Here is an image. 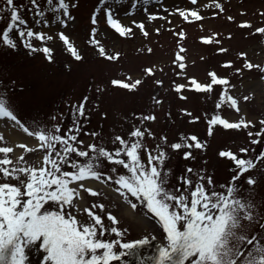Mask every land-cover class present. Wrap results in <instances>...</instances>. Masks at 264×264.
I'll list each match as a JSON object with an SVG mask.
<instances>
[{
    "label": "snow or ice",
    "instance_id": "snow-or-ice-1",
    "mask_svg": "<svg viewBox=\"0 0 264 264\" xmlns=\"http://www.w3.org/2000/svg\"><path fill=\"white\" fill-rule=\"evenodd\" d=\"M190 2L196 5L197 0ZM3 3L8 12L7 23L0 28V47L16 50L22 46L30 53H43L51 61L52 49L36 47L33 41L53 40L55 35L43 29L56 24V35L67 52L77 61L82 59L62 31L75 20L71 9L79 6L78 0H44V5L39 0H28L31 7L24 8L23 12L35 17L32 25L42 26L38 31L25 18L16 0H3ZM115 3L120 4L121 0H115ZM143 3L146 4L147 0ZM98 4L104 7H96L92 12L90 22L93 26L98 24V15L103 12L106 24L121 37L132 33L131 27L122 24L110 0H98ZM139 4L140 0H131L130 8L136 9ZM215 7L223 10L219 3ZM3 11L0 8V12ZM46 12L51 15L46 16ZM133 14L131 10L124 13L126 17ZM179 15L185 20L189 16L196 21L202 19L195 10H180ZM148 19L157 17L149 14ZM132 24L144 36L148 35L143 22L133 20ZM239 27L252 28V25L245 22ZM255 33L264 37V27L255 28ZM97 35V28L93 27L89 42L99 44ZM202 39L205 44L218 43L212 38ZM219 51L227 50L221 48ZM99 55L112 60L118 58L119 53L106 56L105 49L100 47ZM239 56L244 58V62L236 73L255 69L264 82V66L246 59L247 53H239ZM182 60L183 57L177 54L174 61L181 70L185 67ZM222 67L231 68L233 64L228 61ZM145 71L151 74V69ZM207 76L210 78L208 82L189 78L188 85L175 87L177 93L189 86L198 93H212L215 86H224L214 105L217 111L210 118L206 117L207 134L212 136L216 126L224 130H247L250 145L264 143V118L259 120V128L254 121L243 117L235 122L223 118L219 113L223 105L239 113L238 100L229 94L228 89L232 86L227 77H221L214 71H209ZM111 84L135 90L141 80L133 82L129 78V82H124L113 79ZM243 99L247 101L249 97ZM153 100L156 104L161 103L155 97ZM87 102L88 97L85 96L71 105L72 123L67 129H62L61 122L53 116L51 119L58 121L56 124L40 127L34 122L33 130H30L15 115L4 90H0V120L14 122L27 136L34 137L38 141L36 147L30 148L24 143L17 146L25 153L40 154L32 162L24 155L13 161L9 154L14 149L0 147V264H31L33 250L41 254L37 264H264V198L258 201L255 193L260 183L257 176L264 175V148L256 152L255 148L240 147L239 154L232 150L219 151V157L230 160L234 165L229 169L233 173L230 180L219 185L221 191H210L214 187L212 177L201 174L203 169L195 172L191 167L179 177L183 190L173 188L170 186L171 170L166 168L169 153L165 147L178 153L182 151L183 159L189 160L195 159L192 150L205 148V143L196 135H181L179 142L166 144L167 138L162 136V143L149 148L144 139L146 134L151 137L152 133L133 125L127 138L119 134L111 138L112 148L102 140L85 144L78 140V136L88 120ZM185 114L192 117L191 112ZM139 119L143 123L156 117L144 115ZM199 119L192 117L190 122ZM254 128L255 131L251 130ZM83 134L100 137L97 132ZM3 139L0 137V141ZM188 174L195 175L197 179L193 181ZM242 178L247 189L239 183ZM85 181L117 185L114 191L123 202L134 212L140 207L146 209L141 218L146 224L154 220L162 233L152 228L138 239L126 240L129 229L119 227L120 221L105 203L87 204L82 193L92 197H99L101 193L87 187ZM105 215L107 224L103 219Z\"/></svg>",
    "mask_w": 264,
    "mask_h": 264
},
{
    "label": "rangeland",
    "instance_id": "rangeland-1",
    "mask_svg": "<svg viewBox=\"0 0 264 264\" xmlns=\"http://www.w3.org/2000/svg\"><path fill=\"white\" fill-rule=\"evenodd\" d=\"M39 2L44 5V0ZM16 3L20 5L22 12L24 8L31 7L28 0H16ZM110 3L114 5L122 24L132 28V33L121 37L106 24L103 12L98 15V24L93 26L90 22L92 12L96 7L102 9L104 5H99L98 0H78L79 6L71 9L75 20L69 22L62 31L69 37L82 59L77 61L67 52L66 46L56 35L57 25L51 24L48 29L43 30L55 35L53 40L33 41L36 47L47 46L52 49L51 61L43 53H30L22 46L16 50L0 47V90H4L11 100L15 115L30 130H33L34 122L40 127H51L60 121L62 129L69 128L72 123L71 105L87 96L88 120L84 122L83 130L78 136V140H83L85 144L99 143L102 140L107 147L112 148L111 138L117 134L127 138L133 125L152 133L151 137L146 134L144 139L149 148L162 143V136L167 138L166 144H171L179 142L181 135H196L205 143V148L192 150L195 159L185 160L182 151L178 153L165 147L169 153L166 168L171 170L170 186L183 190L179 177L185 174L186 168L191 167L195 172L203 169L201 174L212 177L214 187L210 191H221L219 185L230 180L233 173L229 169L234 165L230 160L219 157L218 152L232 150L239 154V148L245 146L259 152L264 148V143L250 145L247 130H224L216 126L212 136L207 134L206 117L210 118L217 111L214 105L224 86H215L212 93H198L190 86L177 93L175 87L178 84L188 85L189 78L202 83L208 82L209 71L227 77L232 86L228 89L229 94L238 100L240 111L237 113L223 105L219 110L220 115L230 122L243 117L254 121L256 128H259V120L264 118V82L260 80L261 74L255 69H244L237 74L236 69H242L244 58L239 56L242 52L247 53L246 59L252 63L264 66V37L255 33V28L264 27V0H197L196 5L190 0H147L146 4L140 0L136 9L130 8L131 0H121L120 4L110 0ZM216 3L221 4L223 10L215 7ZM0 8L4 10L0 12V28H3L7 23L8 12L3 0H0ZM128 10L134 13L130 17L124 15ZM180 10H195L202 19L196 21L189 16L185 20L179 15ZM23 14L34 30H41L42 26L32 25L35 17L27 12ZM149 14L155 15L157 19L149 20ZM45 15L50 16L51 13L46 12ZM133 20L144 23L147 36L132 24ZM245 22L251 24L252 28L239 27ZM93 27L97 28L99 44L89 42ZM202 38H212L218 43L205 44ZM100 47L105 49L106 56L119 53L118 58L109 60L100 56ZM221 48L227 51L220 52ZM177 54L183 57V70L174 63ZM228 61L232 62L233 67H222ZM145 69H151V74ZM129 78L133 82L139 79L141 84L135 90L111 84L113 79L129 82ZM157 81L162 83L157 84ZM182 96L186 99H181ZM245 96L249 97L247 101L243 99ZM154 97L161 103H154ZM185 112H191L192 117L200 119L190 122L192 117ZM144 115H154L156 119L141 123L139 118ZM53 116L58 121L52 120ZM8 123L14 125V122L0 120V130ZM20 132L27 136L22 130ZM84 132H97L100 137L85 136ZM0 137L4 138L0 141V147L14 149L9 154L13 161L24 155L32 162L40 155L25 153L17 146L24 143L30 148L36 147L38 141L34 137L28 136L36 142L32 145L25 141H12L2 134ZM120 171L124 170L121 168ZM188 175L193 181L197 179L193 174ZM257 179L260 183L255 188V193L259 201L264 198V175H258ZM90 182L97 184L90 188L99 191L101 195L92 197L88 193H82L87 204L105 203L120 221L119 227L129 229L126 240L138 239L152 228L157 233H162L154 220L146 224L141 218L146 209L140 207L134 212L123 202L114 191L117 185L111 182ZM239 183L244 189L248 188L243 178ZM244 194L248 195L247 192ZM131 199L136 202L135 198ZM103 219L106 224L109 223L106 215ZM40 258V252L33 250L30 255L31 264H37Z\"/></svg>",
    "mask_w": 264,
    "mask_h": 264
},
{
    "label": "bare ground",
    "instance_id": "bare-ground-1",
    "mask_svg": "<svg viewBox=\"0 0 264 264\" xmlns=\"http://www.w3.org/2000/svg\"><path fill=\"white\" fill-rule=\"evenodd\" d=\"M0 134L12 141H25L29 145L36 143L33 139L23 135L17 127L11 123H8L3 130H0ZM86 186L92 187L97 185L95 182L85 181Z\"/></svg>",
    "mask_w": 264,
    "mask_h": 264
}]
</instances>
